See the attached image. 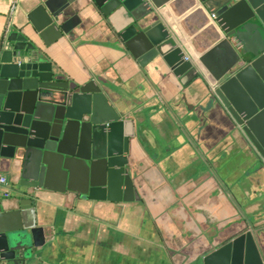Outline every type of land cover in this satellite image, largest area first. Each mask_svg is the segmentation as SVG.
Returning a JSON list of instances; mask_svg holds the SVG:
<instances>
[{
	"label": "water",
	"instance_id": "1",
	"mask_svg": "<svg viewBox=\"0 0 264 264\" xmlns=\"http://www.w3.org/2000/svg\"><path fill=\"white\" fill-rule=\"evenodd\" d=\"M58 1L40 2L0 40V174L8 180L0 187V264H48L47 226L37 222L46 203L74 213L85 202L98 211L106 203L148 207L152 190L142 184L146 164L133 154L143 122L127 108L129 88L92 75L82 83L64 82L51 46L69 30L67 10L80 4L105 21H126L118 37L130 51L139 41L131 55L147 72L157 67L158 47L171 36L158 12L175 0ZM198 2L211 47L195 64L180 62L173 72L181 88L203 83L187 107L204 124L210 114L227 125L264 171V0ZM251 42L262 46L248 59ZM55 182L60 197L50 196ZM5 202L13 209L6 210ZM207 231L199 229L193 240L181 235L185 264H264L263 228L247 222L210 253L217 232Z\"/></svg>",
	"mask_w": 264,
	"mask_h": 264
},
{
	"label": "crops",
	"instance_id": "2",
	"mask_svg": "<svg viewBox=\"0 0 264 264\" xmlns=\"http://www.w3.org/2000/svg\"><path fill=\"white\" fill-rule=\"evenodd\" d=\"M12 1L0 0V40ZM42 1L20 0L14 27L24 24ZM67 12L69 30L51 46V59L60 67L62 80L72 85L92 75L129 88L127 108H135L143 122L133 154L146 164L142 184L152 190L148 207L106 203L98 211L85 202L74 213L44 204L37 222L47 226L48 264H185L188 252L181 235L193 240L199 229L211 227L219 244L247 222L264 229V171L244 143L232 139L227 125L210 114L204 124L187 107L196 103L203 83L181 88L173 72L180 62L195 64L211 47L198 0H175L159 10L171 36L158 47L157 67L150 65L148 73L131 55L138 52L139 41L130 51L118 37L126 21H105L96 12L81 10L80 4ZM261 46L249 43L247 58ZM60 188L53 183L50 196L60 197ZM5 209L13 208L5 202Z\"/></svg>",
	"mask_w": 264,
	"mask_h": 264
},
{
	"label": "built area",
	"instance_id": "3",
	"mask_svg": "<svg viewBox=\"0 0 264 264\" xmlns=\"http://www.w3.org/2000/svg\"><path fill=\"white\" fill-rule=\"evenodd\" d=\"M19 2L20 0H13L9 9L8 13V20H7V25L5 27L4 33L2 35V38H5L9 35L11 29L14 26V18L16 16V12L19 8ZM1 38V39H2ZM8 184L7 177L0 175V187H4Z\"/></svg>",
	"mask_w": 264,
	"mask_h": 264
},
{
	"label": "flooded vegetation",
	"instance_id": "4",
	"mask_svg": "<svg viewBox=\"0 0 264 264\" xmlns=\"http://www.w3.org/2000/svg\"><path fill=\"white\" fill-rule=\"evenodd\" d=\"M217 243V242H216ZM227 242L226 241H224V242H221V243H217V244H215V243H213L212 244V246L214 245L215 247H213V248H210V250L209 249H207L208 250V253H210L211 251H213L214 249H217V248H219L220 246H222V245H224V244H226Z\"/></svg>",
	"mask_w": 264,
	"mask_h": 264
}]
</instances>
